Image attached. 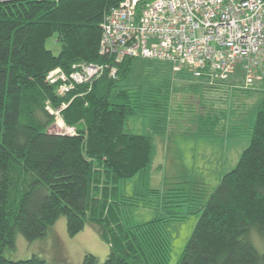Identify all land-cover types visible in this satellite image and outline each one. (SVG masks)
<instances>
[{"label": "trees", "instance_id": "obj_1", "mask_svg": "<svg viewBox=\"0 0 264 264\" xmlns=\"http://www.w3.org/2000/svg\"><path fill=\"white\" fill-rule=\"evenodd\" d=\"M123 1L0 0V264H51L37 256L11 261L4 252L15 247L17 234L29 242L45 238L60 217L70 236L90 224L110 247L104 262L88 254L83 264H170L168 225L192 214L200 219L178 264H264V252L250 240L255 230L264 239V99L250 145L214 191L200 184L196 193L122 195V183L146 173L154 152L153 136L128 130L131 117H150L154 134L167 135L173 82L188 80L204 111L190 131L213 138L226 120L229 89L242 81L238 73L210 84L167 63L126 58L115 64L101 56L102 24ZM52 40L58 54L48 47ZM80 64L115 65L118 79L108 70L59 95L60 84L51 85L48 74L59 68L69 75ZM58 117L75 133L51 131ZM195 204L194 212L178 211ZM133 208L160 216L132 224Z\"/></svg>", "mask_w": 264, "mask_h": 264}, {"label": "rangeland", "instance_id": "obj_2", "mask_svg": "<svg viewBox=\"0 0 264 264\" xmlns=\"http://www.w3.org/2000/svg\"><path fill=\"white\" fill-rule=\"evenodd\" d=\"M48 47L55 54L60 51L55 40L49 41ZM263 83L264 80L250 89H243L244 84L241 82L238 89L230 88L223 105L226 120L220 126V133L213 138H202L190 131L195 129L192 120L195 122L204 112L199 105L200 93L187 88L188 80L174 81L170 92L172 125L167 135L154 134L150 117L129 119L130 132L153 136L154 152L151 167L146 173L122 183V195L132 197L147 189H185L196 193L194 186L200 184L207 185L205 187L209 193L214 191L222 177L234 169L242 153L250 145L257 109L264 99ZM63 121L62 117H58L57 124L51 127V131L69 133L70 128L64 127ZM197 205H185L178 211L180 214L194 212L199 207ZM159 216L160 212L153 209L133 208L129 221L136 225L144 224ZM199 219L200 215L192 214L183 221L168 225L171 236L170 264H178L180 261ZM253 233L255 234L250 240L263 253L264 239L256 230ZM88 254L104 262L110 254V247L101 238L97 228L90 224L76 236H70L66 217H60L43 239L29 242L21 234H17L15 247L7 248L4 252L5 257L11 261L28 260L37 256L51 264H83Z\"/></svg>", "mask_w": 264, "mask_h": 264}, {"label": "built area", "instance_id": "obj_3", "mask_svg": "<svg viewBox=\"0 0 264 264\" xmlns=\"http://www.w3.org/2000/svg\"><path fill=\"white\" fill-rule=\"evenodd\" d=\"M99 51L115 64L126 58L163 62L210 84L240 73L243 89H250L264 80V0H125L106 15ZM108 70L117 80L115 65L80 64L69 75L51 71L47 81L60 84L64 96Z\"/></svg>", "mask_w": 264, "mask_h": 264}, {"label": "crops", "instance_id": "obj_4", "mask_svg": "<svg viewBox=\"0 0 264 264\" xmlns=\"http://www.w3.org/2000/svg\"><path fill=\"white\" fill-rule=\"evenodd\" d=\"M239 87H238V85L235 87V89H238Z\"/></svg>", "mask_w": 264, "mask_h": 264}]
</instances>
